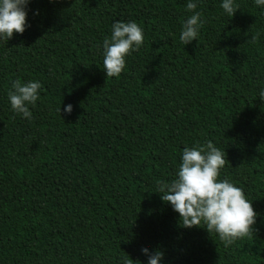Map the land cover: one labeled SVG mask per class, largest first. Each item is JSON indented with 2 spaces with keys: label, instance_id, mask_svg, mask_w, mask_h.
I'll return each instance as SVG.
<instances>
[{
  "label": "trees",
  "instance_id": "obj_1",
  "mask_svg": "<svg viewBox=\"0 0 264 264\" xmlns=\"http://www.w3.org/2000/svg\"><path fill=\"white\" fill-rule=\"evenodd\" d=\"M188 2L30 0L25 31L0 40V264H147L143 247L162 264H264V6L234 0L229 17L223 0H194L205 23L184 45ZM117 21L144 42L107 77ZM16 79L41 84L30 120L11 108ZM208 140L225 149L218 180L258 214L228 247L153 192Z\"/></svg>",
  "mask_w": 264,
  "mask_h": 264
},
{
  "label": "clouds",
  "instance_id": "obj_2",
  "mask_svg": "<svg viewBox=\"0 0 264 264\" xmlns=\"http://www.w3.org/2000/svg\"><path fill=\"white\" fill-rule=\"evenodd\" d=\"M254 2L258 7L264 6V0ZM29 3L30 0H0V40L8 41L14 32L22 34L25 31ZM220 7L229 17L240 9L234 0H223ZM197 8L198 4L194 0H189L186 4V11L190 15L184 20L179 37L184 45L193 39L197 40L205 23ZM258 37L259 33L252 35L251 42L255 43ZM143 42V29L135 21L113 23L111 36L105 37L102 45L106 76H119L125 68L126 56L132 51H138ZM40 88L39 81H13L8 92L12 110L22 114L24 118L32 119L29 106L36 105ZM260 99L264 100V89L260 92ZM72 108L68 104L64 111L70 114ZM224 152L225 149L222 151L211 140L204 144L197 141L193 146L185 147L177 175L171 180L158 179L153 192L159 193L161 200L179 213L181 227L206 228L209 234L217 233L225 247H228L238 238L252 236L258 214L240 187L235 186L228 178L218 180L226 163ZM141 252L148 257L147 264H162V250L150 251L143 247ZM132 261L133 259L123 258V264H132Z\"/></svg>",
  "mask_w": 264,
  "mask_h": 264
}]
</instances>
